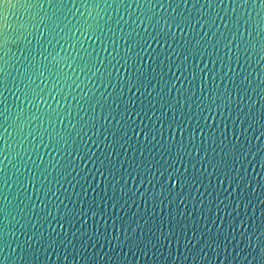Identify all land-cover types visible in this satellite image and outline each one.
<instances>
[{
	"label": "water",
	"instance_id": "95a60500",
	"mask_svg": "<svg viewBox=\"0 0 264 264\" xmlns=\"http://www.w3.org/2000/svg\"><path fill=\"white\" fill-rule=\"evenodd\" d=\"M0 264H264V0H0Z\"/></svg>",
	"mask_w": 264,
	"mask_h": 264
}]
</instances>
